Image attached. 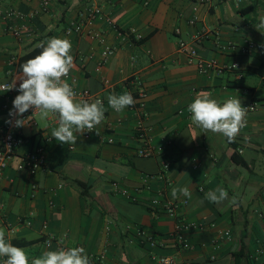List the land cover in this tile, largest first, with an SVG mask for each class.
I'll use <instances>...</instances> for the list:
<instances>
[{
	"label": "crops",
	"instance_id": "0c3cea01",
	"mask_svg": "<svg viewBox=\"0 0 264 264\" xmlns=\"http://www.w3.org/2000/svg\"><path fill=\"white\" fill-rule=\"evenodd\" d=\"M41 1L0 0L1 10L38 12L27 22L22 38L8 32L5 20L0 24V84L11 83L22 73L18 63H10L13 56L20 58L51 37L66 38L72 44L71 72L78 86L101 96L106 112L88 136L86 132L78 135L75 145L53 138L47 146L50 170L34 175L17 169L21 155L41 135L51 136L58 117L41 120L38 114V127L24 129L31 143L17 151L0 177V227L6 239L25 249L30 260L46 250L80 245L88 256H99L89 257L91 264H159L152 252L175 257L177 264H235V253L241 250V264H264V28L255 27L264 19V0H212L208 8H200L195 25L189 24L195 0H53L46 12H41ZM89 7L100 8L101 15L85 25L82 34L67 35L66 27ZM114 25L128 33L126 38L118 36ZM133 29L142 34L141 40L135 39ZM202 30L210 33L197 45L199 58L236 62L239 69L202 74L197 58L178 51L181 39H191ZM89 32L103 34L106 45L117 47L101 70L97 65L104 45ZM249 41L256 42V47L243 52ZM89 53L92 58H79ZM137 76L147 91L149 134L154 145L165 146L171 162L172 184L165 194L172 197L173 187L187 186L191 197L180 212L205 226L187 233L188 249L175 241L176 219L151 207L163 182L155 179L147 187L143 178L159 174L161 162L159 156L137 153L135 111L130 106L116 112L108 105L112 94L130 92L134 97L136 88L130 81ZM202 92L220 102L239 97L242 106L257 103L234 142L222 134L204 132L191 121L187 107ZM2 96L0 90V102ZM5 116L0 107V126ZM108 123L113 124L111 130ZM108 136H113V143L106 141ZM115 181L132 196L115 192ZM218 187L228 192L229 199L235 196L236 205L205 198V193ZM127 226L147 230L157 246L131 242L135 236ZM227 230L230 236L222 237ZM49 236L51 244L46 243Z\"/></svg>",
	"mask_w": 264,
	"mask_h": 264
},
{
	"label": "clouds",
	"instance_id": "9594fccd",
	"mask_svg": "<svg viewBox=\"0 0 264 264\" xmlns=\"http://www.w3.org/2000/svg\"><path fill=\"white\" fill-rule=\"evenodd\" d=\"M257 30L264 28V19L255 26ZM40 54L28 59L21 65L22 73L18 78L0 84L4 92L16 89L19 94L13 100V109L7 123L15 127L26 126L34 113L41 120L50 115L58 117L57 127L52 129L51 136L62 144L75 145L78 135L92 132L105 118L106 109L101 100L93 102L78 101L73 87L63 78L67 77L74 67V57L70 54L72 44L69 39L51 37L38 45ZM235 67V65H233ZM17 81H20L17 88ZM108 105L116 112L135 105V98L130 92L121 95H109ZM32 110V116L25 118L23 114ZM191 121L204 132L222 134L229 143L234 142L241 129L247 125V108L242 106L241 99L229 97L220 102L210 93H198L188 105ZM87 130V131H85ZM98 134V133H97ZM174 199L182 195L191 197L187 186H176L171 190ZM205 198L215 204L228 201L236 205L237 199H229L228 192L218 187L205 193ZM158 203V201H153ZM0 257L5 258L3 264H91V260L83 247L60 248L46 250L39 257L29 258L25 249L13 245L6 239L5 229L0 227Z\"/></svg>",
	"mask_w": 264,
	"mask_h": 264
},
{
	"label": "built area",
	"instance_id": "2783aa9c",
	"mask_svg": "<svg viewBox=\"0 0 264 264\" xmlns=\"http://www.w3.org/2000/svg\"><path fill=\"white\" fill-rule=\"evenodd\" d=\"M236 3H240L243 0H234ZM53 0H42L41 1V12H46L50 8ZM212 0H195L193 6V15L189 19V24L195 25L200 21V8H208L211 5ZM38 12H23L21 10L9 7L6 9H0V24L5 20L7 22V30L14 36L18 38H22L26 33V24L29 20H33L37 16ZM101 15L100 8L97 7H89L81 12H79L77 19L70 22V24L66 27L65 33L70 35L72 33L82 34L85 30V25L92 24L95 19H97ZM114 30H116L118 36L121 39L126 38L128 35L127 32L123 31L116 25H114ZM210 32L206 30L198 31L194 35H192L191 39H181L178 45V51L189 55L192 58H197V66L199 71L202 74L210 75L214 72L220 73L225 70L230 69H239L238 63L232 64H222L216 59H203L198 56V48L197 45L199 42L203 40L205 36H207ZM92 38L98 39V41L104 45L101 54L100 60L98 61L97 70H101V68L108 62L111 56L114 55L117 47L112 45H106L105 36L101 33L97 32H89ZM132 34L136 40H141L143 38L140 32L136 30H132ZM256 47V42L249 41L244 47H242L243 52H249ZM228 48V47H226ZM229 48H234V46H229ZM93 54L89 53L88 55L80 54V59L92 58ZM19 61L18 57L13 56L11 58L10 63L12 65H16ZM235 65V67L233 66ZM242 72L239 73V77H242ZM65 79L74 89L76 93V98L80 100H101L104 103V99L91 92L88 88H81L78 86L77 77L70 71L69 75ZM105 83H109L107 79H104ZM131 84L136 88L135 93V105L132 106L133 111L136 113V124L134 127V136L139 141L140 145L137 148V153L143 157H152L159 156L161 162V171L157 175L147 174L143 178V183L150 187V182L152 180H160L163 182V187L158 190L156 197L151 200V207L156 211H163L171 217L176 219L175 230L173 232V236L178 246L182 248H190L191 243L187 237V233L191 230L196 229H204V224L200 222L190 221L183 215L180 211L189 203L188 197H179L174 199L173 197H169L165 194L166 188L171 186L172 178L169 175L171 162L166 157V149L164 145H154L153 139L149 134V126H148V118L149 113L146 109V97L147 91L144 85L143 80L140 77H134L131 79ZM10 83V82H9ZM2 100L0 102V107L5 111V121L0 126V177L4 174V171L10 166L11 161L14 156L17 154V151L25 144L31 143V139L29 136L24 134L25 128H36L38 127L37 115L38 113H34L32 116V110L30 109L26 113L23 114L21 118H27L29 116L31 121L24 127H15L6 121L12 119L14 121L15 117H10L9 112L13 109V100L18 95V91L13 89L11 91L4 92ZM243 107L247 108V115L250 112H253L257 109V103L255 101L249 102ZM183 110H179V113H183ZM187 114L191 116V114L187 111ZM107 127L111 130L113 128V124L108 123ZM87 131V130H86ZM91 132H86V136H88ZM52 137L49 135H41L40 141L36 144L31 145L30 149L24 152L21 155V161L17 165L18 170H26L31 175H34L38 172H46L49 171L48 161H47V146L52 141ZM107 142L113 143V136H108L106 139ZM167 143H171V141H167ZM71 148H74L71 146ZM198 166L196 165L195 168ZM113 189L117 193L124 194L126 196H132L130 194L129 189L124 188L120 185L119 182L112 183ZM60 188V187H59ZM200 190H203V187H199ZM190 191V190H189ZM52 192H55L53 189ZM158 201V203H154L153 201ZM3 204H0V218H2ZM28 225L32 222L30 219L26 221ZM213 226V225H212ZM43 228H47V224L43 225ZM128 230L134 232V238L131 242L137 240V242L141 244H150L152 247L157 246L158 242L154 240V237L147 230L135 227V226H127ZM13 231V230H11ZM222 237L230 236V231L221 232ZM53 238L49 236L46 239L47 244L52 243ZM218 246V244H215ZM79 247H82L79 245ZM97 255L90 254L89 257L94 258ZM99 258V256H97ZM105 255L102 254L100 259L103 261ZM151 257L156 260L159 264H177L175 257L172 256H159L152 252ZM5 258H0V264H3V260Z\"/></svg>",
	"mask_w": 264,
	"mask_h": 264
},
{
	"label": "trees",
	"instance_id": "16d2710c",
	"mask_svg": "<svg viewBox=\"0 0 264 264\" xmlns=\"http://www.w3.org/2000/svg\"><path fill=\"white\" fill-rule=\"evenodd\" d=\"M41 51H42V49L40 47H38V45H37L32 50H30L29 52L24 54L22 57L19 58V61H18V64H17V69L19 71H21L22 70L21 69V65L23 63H25L28 59L34 58L36 55L40 54ZM78 183L80 185H84L82 182H78ZM243 255H244L243 250H241L240 252L235 253V264H241Z\"/></svg>",
	"mask_w": 264,
	"mask_h": 264
}]
</instances>
